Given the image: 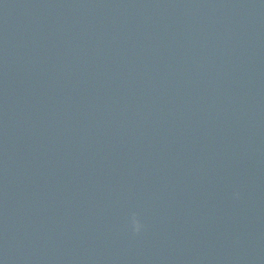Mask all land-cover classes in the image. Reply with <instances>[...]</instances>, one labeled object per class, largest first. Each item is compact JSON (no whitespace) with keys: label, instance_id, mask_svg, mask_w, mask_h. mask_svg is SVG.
<instances>
[{"label":"water","instance_id":"1","mask_svg":"<svg viewBox=\"0 0 264 264\" xmlns=\"http://www.w3.org/2000/svg\"><path fill=\"white\" fill-rule=\"evenodd\" d=\"M0 264H264V0H0Z\"/></svg>","mask_w":264,"mask_h":264},{"label":"clouds","instance_id":"2","mask_svg":"<svg viewBox=\"0 0 264 264\" xmlns=\"http://www.w3.org/2000/svg\"><path fill=\"white\" fill-rule=\"evenodd\" d=\"M132 225L136 233H139L143 227L141 221L138 219L137 214H133L132 216Z\"/></svg>","mask_w":264,"mask_h":264}]
</instances>
